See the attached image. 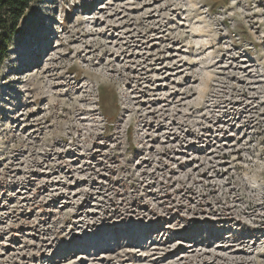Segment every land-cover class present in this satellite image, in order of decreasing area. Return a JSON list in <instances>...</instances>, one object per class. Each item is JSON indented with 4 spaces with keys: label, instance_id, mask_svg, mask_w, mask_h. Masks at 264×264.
<instances>
[{
    "label": "rangeland",
    "instance_id": "obj_1",
    "mask_svg": "<svg viewBox=\"0 0 264 264\" xmlns=\"http://www.w3.org/2000/svg\"><path fill=\"white\" fill-rule=\"evenodd\" d=\"M45 1L0 67V264H264V0Z\"/></svg>",
    "mask_w": 264,
    "mask_h": 264
},
{
    "label": "bare ground",
    "instance_id": "obj_2",
    "mask_svg": "<svg viewBox=\"0 0 264 264\" xmlns=\"http://www.w3.org/2000/svg\"><path fill=\"white\" fill-rule=\"evenodd\" d=\"M51 1L52 0H46L43 4L50 6L51 8L50 9L48 8V9L50 11L54 10L53 13L55 14L56 8H54L52 6ZM73 8H75V6ZM45 13H47V8H45V7L41 8V11L39 14L40 18L44 19ZM44 25H43V30L41 29L42 31H40V33L38 32L36 38L29 36L30 38L26 42L25 48L20 49L18 51L17 58H15L14 60L9 62L11 65H13L14 68H13V70H11L7 73L6 77H10V76L16 77L17 80L14 81V83H16L18 85L28 83L27 81H23V76L25 75L26 72L35 70L36 73H38V71H40L39 69H41V64L39 65L37 63L39 56L44 55V57H46V59H47L45 68L42 71L45 74V76L44 75L43 76L47 79L48 83L51 82L52 78L55 76L54 73L57 70V67H55L53 65V63L54 62L57 63L63 59V57H53L56 54V53L55 54L53 53L54 49L52 50L53 44H51V46L48 45L50 42L53 43V41L56 40V38H57L56 35L58 33L54 32V31L53 32L49 31L48 25L47 26H44ZM70 38H71V36H70ZM71 41L72 40H70L69 42H71ZM40 73H42V72H40Z\"/></svg>",
    "mask_w": 264,
    "mask_h": 264
},
{
    "label": "trees",
    "instance_id": "obj_3",
    "mask_svg": "<svg viewBox=\"0 0 264 264\" xmlns=\"http://www.w3.org/2000/svg\"><path fill=\"white\" fill-rule=\"evenodd\" d=\"M34 0H0V67L7 59L9 42L25 11Z\"/></svg>",
    "mask_w": 264,
    "mask_h": 264
}]
</instances>
